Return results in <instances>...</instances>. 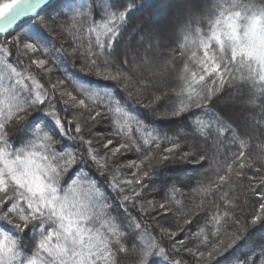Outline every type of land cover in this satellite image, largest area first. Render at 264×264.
Listing matches in <instances>:
<instances>
[{
    "label": "snow or ice",
    "instance_id": "1",
    "mask_svg": "<svg viewBox=\"0 0 264 264\" xmlns=\"http://www.w3.org/2000/svg\"><path fill=\"white\" fill-rule=\"evenodd\" d=\"M135 9L0 0V264H264V0H177L129 39ZM182 187L219 200L195 232Z\"/></svg>",
    "mask_w": 264,
    "mask_h": 264
},
{
    "label": "trees",
    "instance_id": "2",
    "mask_svg": "<svg viewBox=\"0 0 264 264\" xmlns=\"http://www.w3.org/2000/svg\"><path fill=\"white\" fill-rule=\"evenodd\" d=\"M160 1L161 0H135L136 9L131 13L130 18L128 20V31L125 33L126 37L130 36L129 35L130 33H131V37H133L138 26H145L144 23L146 22V20H148V19L150 20L152 13H154L156 15V19L158 20V19H161L159 16L160 12H162L164 10V13L166 12V14H167L170 11V8L166 4L163 6L164 8H162L160 6ZM58 40L60 42H63L62 37H58ZM25 63H26V61H25ZM76 67L79 68V67H81V65L77 64ZM70 71H71V69H70ZM53 73L54 74L58 73V75L61 77V79H63V74L61 71L57 70V71H54ZM52 81H53V79H52ZM45 86L47 87V85H45ZM141 118L143 119L144 117H141ZM172 127L174 128L175 125H172ZM99 131L107 134V126L99 129ZM162 147H164V145H162ZM232 150L234 151L236 149L233 148ZM254 151H255V147L250 146L249 149L246 150V154H247V152H254ZM133 158H135V157L134 156H128L125 160H122L121 162L126 163L128 159H133ZM124 171H125V174L127 175L128 170L125 169ZM199 175H200V172L198 170L194 171L189 166H181V168L177 169L175 172L172 173L173 177L178 176L179 179L184 181L185 184L189 183L188 177L199 176ZM208 175H209V177H211L212 173L210 172ZM101 183H103V180L101 181ZM153 187H155V189H157V191H153ZM191 187H195V185L193 184V185H191ZM225 190H227V189H225ZM146 195L149 196V198H152L157 202H164L165 199L168 197L169 193L166 189H163L161 187V184L157 183L154 186L151 184L149 185V189L146 192ZM230 197H235L238 199V201L241 200L243 197V189L241 187L237 186L235 188V190L230 193ZM176 199H179L182 202V204L184 206V211H188L190 209H193V208H195V206L197 204H201V202H203V211H201L200 209H197V211H201L200 216L193 219V223L188 226L190 229H192L193 232L196 231L198 226L203 227L207 221L208 215H211L213 208L210 204V201L216 200V202L219 203V200L216 197L201 195L200 193H193V192L189 191V188H187V187H182V194L177 195ZM241 207H243L245 209V211L249 210L243 203L241 204ZM129 210L131 211V208ZM173 211L177 214V216H179L180 212L177 209V207L174 206ZM205 212L207 213V215H205ZM132 214L136 215L135 212H133ZM241 218L243 219L244 217H241ZM154 222L155 221H153L152 218L149 217V227H151V224ZM180 222L182 223V220ZM159 223L161 224V226L167 227V225L164 223V221L161 220V221H159ZM262 235H264V233H262L261 231H256L252 235L251 241L260 240ZM189 246H192V245H189ZM181 258L186 260L188 262V264H190V260L186 255L177 257V259H181ZM130 260H131V258L129 257V261ZM225 264H227V261H225Z\"/></svg>",
    "mask_w": 264,
    "mask_h": 264
},
{
    "label": "rangeland",
    "instance_id": "3",
    "mask_svg": "<svg viewBox=\"0 0 264 264\" xmlns=\"http://www.w3.org/2000/svg\"><path fill=\"white\" fill-rule=\"evenodd\" d=\"M176 3H177V0H161L160 1V6L162 7V8H164L163 6L166 4L169 8H170V11L166 14V12L164 13V10L162 11V12H160L159 13V16H160V18L162 19L163 17L165 18V17H168L172 12H173V10L176 8ZM160 7V8H161ZM153 22V23H155L156 21H157V19H156V15L154 14V13H152L151 14V18H150V20L148 19V20H146V22L144 23V25H145V27H147L148 25H149V22ZM130 33V32H129ZM130 36H128L127 38H129V39H131L132 37H131V33L129 34ZM51 79H53V81L55 82L56 80H58V79H61V77L58 75V73L56 74H54V73H52V75H51Z\"/></svg>",
    "mask_w": 264,
    "mask_h": 264
}]
</instances>
